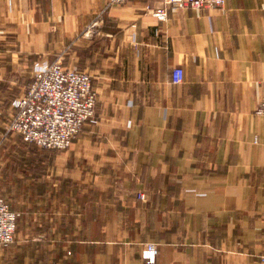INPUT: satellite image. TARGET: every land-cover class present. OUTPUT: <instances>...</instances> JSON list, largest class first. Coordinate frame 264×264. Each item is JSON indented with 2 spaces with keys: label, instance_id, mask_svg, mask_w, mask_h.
<instances>
[{
  "label": "crops",
  "instance_id": "obj_1",
  "mask_svg": "<svg viewBox=\"0 0 264 264\" xmlns=\"http://www.w3.org/2000/svg\"><path fill=\"white\" fill-rule=\"evenodd\" d=\"M160 6L0 0V123L58 60L98 96L66 151L10 137L19 225L0 264H147L148 244L156 264H264V0L168 7L163 22Z\"/></svg>",
  "mask_w": 264,
  "mask_h": 264
},
{
  "label": "built area",
  "instance_id": "obj_2",
  "mask_svg": "<svg viewBox=\"0 0 264 264\" xmlns=\"http://www.w3.org/2000/svg\"><path fill=\"white\" fill-rule=\"evenodd\" d=\"M130 1L110 0V5H125ZM225 4L226 0H162V6L149 10L163 22L168 18V7L177 11L183 8H223ZM101 22V18L96 20L87 35ZM184 80V70L174 69L173 84L181 85ZM97 102L91 76L84 71L66 68L58 60L38 70L29 87L12 102L13 111L5 126V135L17 136L40 149L66 151L87 122L95 117ZM256 113L264 117V81L262 100ZM138 198L146 202L147 194L139 193ZM18 220L19 214L0 193V250L14 244ZM157 255L155 244L146 245L143 258L147 264H156Z\"/></svg>",
  "mask_w": 264,
  "mask_h": 264
},
{
  "label": "rangeland",
  "instance_id": "obj_3",
  "mask_svg": "<svg viewBox=\"0 0 264 264\" xmlns=\"http://www.w3.org/2000/svg\"><path fill=\"white\" fill-rule=\"evenodd\" d=\"M12 111L13 110L10 111V109H6L5 113L2 116V121L0 123V162H1V164H0V193L3 195V197L5 199H7L9 201V203H10V198H12V197L9 194L11 192V188L9 187L7 180H5L6 174L4 175L5 170H6V166H5L6 164H4V161H5L4 156L6 154H9V152L8 151L5 152V150L9 149V147H12V145L10 146V137H17L14 135H7V136L5 135V126L10 119V115H12ZM14 139L18 140L19 137L14 138ZM9 184H10V182H9ZM19 191H21V189L15 190V193L13 195V197L15 199H18L21 197ZM18 225H19V222H18ZM16 236H17V234H16ZM0 251H2V250H0Z\"/></svg>",
  "mask_w": 264,
  "mask_h": 264
},
{
  "label": "trees",
  "instance_id": "obj_4",
  "mask_svg": "<svg viewBox=\"0 0 264 264\" xmlns=\"http://www.w3.org/2000/svg\"><path fill=\"white\" fill-rule=\"evenodd\" d=\"M21 139V138H20ZM23 141V140H22ZM24 142V141H23ZM26 145H28V147H33V148H36V149H40V148H38L36 145H34V144H29V143H27V142H24ZM50 163V162H49ZM3 196V195H2ZM6 201H7V199H5ZM7 203H8V201H7ZM9 204V203H8ZM10 205V204H9ZM11 206V205H10ZM12 208V207H11ZM13 209V208H12ZM14 210V209H13ZM15 211V210H14ZM18 222H19V220H18ZM4 250V249H3Z\"/></svg>",
  "mask_w": 264,
  "mask_h": 264
}]
</instances>
